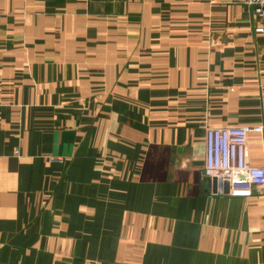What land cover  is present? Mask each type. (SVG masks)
I'll use <instances>...</instances> for the list:
<instances>
[{"label": "crops", "instance_id": "0c3cea01", "mask_svg": "<svg viewBox=\"0 0 264 264\" xmlns=\"http://www.w3.org/2000/svg\"><path fill=\"white\" fill-rule=\"evenodd\" d=\"M262 126L245 0H0V264H264V185L205 175Z\"/></svg>", "mask_w": 264, "mask_h": 264}, {"label": "built area", "instance_id": "2783aa9c", "mask_svg": "<svg viewBox=\"0 0 264 264\" xmlns=\"http://www.w3.org/2000/svg\"><path fill=\"white\" fill-rule=\"evenodd\" d=\"M256 5L254 28L264 33V0H245ZM263 132L262 126L209 127L206 133L205 175L227 183L229 194L250 196L254 185H264V166L253 165L249 159V134Z\"/></svg>", "mask_w": 264, "mask_h": 264}, {"label": "water", "instance_id": "95a60500", "mask_svg": "<svg viewBox=\"0 0 264 264\" xmlns=\"http://www.w3.org/2000/svg\"><path fill=\"white\" fill-rule=\"evenodd\" d=\"M256 5H253V6H251V12H252V14H253V12H254V10L256 9Z\"/></svg>", "mask_w": 264, "mask_h": 264}]
</instances>
